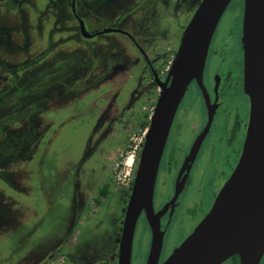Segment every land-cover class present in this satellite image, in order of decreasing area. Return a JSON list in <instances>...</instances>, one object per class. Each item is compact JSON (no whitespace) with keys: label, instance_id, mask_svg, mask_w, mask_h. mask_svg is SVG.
Masks as SVG:
<instances>
[{"label":"flooded vegetation","instance_id":"af4514ba","mask_svg":"<svg viewBox=\"0 0 264 264\" xmlns=\"http://www.w3.org/2000/svg\"><path fill=\"white\" fill-rule=\"evenodd\" d=\"M49 1L59 4L62 14L65 17L68 16L75 23L73 27L80 36V39L91 40L98 35L113 32L123 35L128 41L120 43L119 39L114 37L106 40L101 46H91L93 52L91 60H88L90 64L86 59H83L77 65L78 68L74 69L71 77L77 80L86 78L85 81H77V85L71 87L76 92L73 97L74 103L78 102L79 98L85 96L83 94L86 91L80 94L84 89H87V92H89V90L100 89L104 84H111V90L115 88L117 83L120 85L116 89L118 93L115 94L113 92L110 101L106 104L101 103L99 100L88 101L87 111L96 116L95 123L93 124V133L88 137V141L86 142L83 151L84 157L79 158V162L76 163L73 169L70 168L72 171L76 170V168L79 169L80 165L86 163L90 158H94L95 167H90L91 171L94 172L97 169L96 164L97 167L98 164H101V168H98L99 174L108 182L102 183L101 186L97 187L96 196L92 198L89 205L95 208L102 207L103 200L107 198L110 186L113 185L116 195L120 198V208L117 215L112 219L113 229L111 228L112 232L110 236H107L98 245H90L83 251H79L73 244V241H68L67 235L66 238H62V241L57 240L51 244L37 246L35 251L24 254V259L19 255L14 257V253L19 251V248H13L5 264H76V261H80L83 264H117L121 227L131 194L140 151L148 129L149 118L162 91L161 85L164 83L169 85L170 83L171 78L168 79V73L180 46L182 34L201 0H186L185 4L181 0H138L137 2L133 0L130 2L129 0ZM104 1L112 3L115 7L108 8V5ZM25 2L26 0H0V59L2 57L4 63L8 61L4 55L7 56L9 54L12 57L13 55L10 54L19 53V50L13 51V53L10 52L15 47L23 44L22 38L24 40L25 37L23 35L27 30L23 7ZM91 2L97 3L96 6L94 5L95 7H92V10L88 6ZM49 9L51 8L49 7ZM93 10L96 12L92 14L91 11ZM3 13H6V15L3 16ZM11 13H17L21 20L10 23L14 18L9 16ZM242 17L243 13L239 17V22H241L239 41L242 38ZM84 18L87 20L99 18L102 20L104 18V21L107 23L108 20L105 18H109L112 20V23H110V26L97 28L95 21L91 22L90 29H87ZM119 18L124 21L122 22ZM116 21H118L119 25H117ZM16 27H19V30ZM216 29L209 44L202 73V85L207 93L209 103L207 104L197 80L192 79L175 111L156 174L152 205L155 213L163 210V215L159 219L161 230L164 232L162 249L167 230L176 212L184 209L185 212L188 211L192 216L193 219L191 218L192 220L189 222L190 234L210 211L217 194L239 161L246 136L250 103L243 89L244 59L242 42L237 52L234 48H230L227 40L218 42L215 40ZM16 33L21 35V40L14 39ZM126 43H128V46L125 45ZM106 47L112 48L108 55V58L110 57L112 62H107V60L103 59L102 49ZM234 51L237 52V56L235 57L232 56ZM15 63L16 60L13 59L6 62L5 65L7 67L0 66V92L2 95L7 94L10 101L20 102L19 98L21 96L25 100L27 99L24 91L25 80L23 78L18 79L17 82L15 80L10 81V75L7 71L9 67L17 66ZM60 63H57V67L50 69L49 73L55 71V75L59 76L58 71L63 69ZM17 72L16 70L15 75L18 74ZM3 80H6V84L2 83ZM234 92L241 95L248 106L245 110L243 124L240 126V130L237 131L241 137V142L238 149L232 155L235 156L234 159H231L232 163L235 162L229 167V172L224 174V178H222L219 172L218 174L211 173L210 166L212 167L213 165L206 163L205 151L210 138L213 137L216 131L217 120L219 121L220 115L225 110L228 112L227 116L230 117L233 111L232 103L236 96ZM122 95L124 96L122 99L127 102L124 105L121 104V108H118V102L122 101V99H119V96ZM3 97L0 96V98ZM88 97L89 99L91 98L89 95ZM101 98L106 100L105 95L101 96ZM185 99L186 101L191 99L190 103L197 106L202 112L203 118H199L197 114L198 109L194 110L193 107L189 109L185 108L189 106ZM147 105L149 113L143 111ZM208 108L211 110L212 119L206 129ZM145 120L148 121L147 125L141 126ZM230 120L234 121L231 117ZM205 129L206 131L203 133ZM228 130L226 129L225 133ZM201 135L203 136L202 141L193 154L192 147ZM109 140L111 141L110 144ZM219 140L225 142L226 137H219ZM134 146L137 147L133 177L129 184L122 185L117 181L116 174L126 153ZM119 150H123L119 158L116 156L113 158L109 157L108 153L111 154ZM102 154L107 156L106 158L104 156V159L100 161L99 156L101 157ZM184 163V169L181 170ZM212 168L214 171H217V167L213 166ZM215 176V182L222 181V183L218 186L217 192L213 194L207 211H204L203 214H197L199 215L197 216L194 213L204 210L205 201L202 195V188L198 186L193 189L192 183L200 179L207 181L209 184ZM177 184L179 185V192L176 198L173 199ZM214 185L216 184L214 183ZM190 187L193 189L191 196L185 197L184 194L189 191ZM101 192L104 193V196H101ZM1 206L0 204V208H2ZM81 216L80 211L76 212V219L74 216L73 220V222L76 221L75 227L80 225ZM2 217L0 215V223ZM163 220L166 221L165 224L162 223ZM138 221H145L147 224L143 210L139 215L137 223ZM64 245L67 246L63 248ZM167 257L161 259L160 254L159 264ZM2 263L0 262V264ZM220 264H240L239 256L234 255ZM258 264H264V252Z\"/></svg>","mask_w":264,"mask_h":264},{"label":"rangeland","instance_id":"374dc122","mask_svg":"<svg viewBox=\"0 0 264 264\" xmlns=\"http://www.w3.org/2000/svg\"><path fill=\"white\" fill-rule=\"evenodd\" d=\"M181 2L185 4L186 0ZM96 4L91 2L88 6L92 10ZM106 4L108 8L115 7L110 2ZM243 5V0L230 2L218 23L215 35L217 42L227 40L230 48L236 51L240 49L241 43L239 17L243 13ZM23 7L27 26L23 35L24 40L22 38L23 44L10 52L19 50V53L10 54L13 55L12 57L7 53L8 55L4 57L8 61L16 60L17 66L9 67L7 71L10 81L17 82L18 79L24 78L27 99L21 96L20 102L10 101L7 94L2 95L0 92V96H4L0 98V204L2 205L0 215L3 216L0 223V262H3L2 264H5L13 248H19V251L14 253V257L19 255L23 258L24 254L35 251L37 246L51 244L57 240L62 241L67 235L68 241H73L79 251L90 245H98L110 236L111 228L113 229L112 219L120 208V198L116 195L113 185L110 186L102 207L98 209L89 205L96 196L97 187L108 182L99 174L98 168H101V164H98V167L96 164L97 169L91 171L90 167H95L94 158L80 165L79 169L71 170L83 156L88 137L92 135L94 129L96 116L87 111L88 101L99 100L106 104L110 101L113 92L118 93L116 89L120 85L117 83L111 90V84H104L100 89L89 92L84 89L80 94L86 91L83 94L85 96L74 103L73 97L76 92L71 87L76 86L77 81L83 82L86 78L77 80L71 77L74 69L78 68L77 65L83 59L91 60L93 52L91 46H101L106 40L114 37L118 38L120 43L128 41L123 35L113 32L98 35L91 40L80 39L73 27L75 23L62 14L59 4L49 0H26ZM94 12L96 11H91L92 14ZM4 15L6 13H3ZM9 16L14 17L10 23L21 20L17 13H11ZM99 19L84 18L87 29H90V23L95 21L97 28L110 26L112 23L109 18H105L108 23L104 18ZM116 23L119 25L118 21ZM14 39L21 40V35L16 33ZM125 45L128 46V43ZM111 50V47L102 49L103 59L107 62H112L111 58H108ZM237 52L234 51L232 56H237ZM19 60L22 61L17 62ZM6 62L4 63L1 57L0 66L7 67ZM58 62H61L63 68L58 71L59 76L55 75V71L49 73L50 69L57 67ZM88 62L90 64V61ZM16 70L17 75H15ZM5 81L3 80L2 83L6 84ZM103 94L106 100L101 98ZM234 94L236 96L230 114L234 121L230 120L227 116L228 112L224 110L219 121L217 120L216 131L205 151L206 163L217 167V171H214L213 166H210L211 173L219 172L222 178L235 162L232 163L231 159L235 157L232 155L241 142L237 131L243 124L248 106L241 95L237 92ZM122 98L123 95L119 96V99ZM126 102L122 99L118 102V108ZM190 102L191 99L186 101L189 106L185 108L198 109ZM145 108L143 111L149 113L148 105ZM197 114L199 118H203L199 109ZM226 129H229L227 133H225ZM222 136L226 137L225 142L219 140ZM110 142L109 140V144ZM122 151L108 154L110 158L115 156L119 158ZM104 156L106 158L107 155L102 154L99 160H103ZM215 178L216 176L209 184L200 179L192 183L193 189L198 186L202 188L205 201L204 210L195 212V215L203 214L209 208L213 194L222 183V181L215 182ZM193 189L190 187L184 196L190 197ZM79 211L82 215L80 225L75 227L76 221L73 220L74 216L76 219V212ZM191 218L190 213L185 212L184 209L175 213L165 236L161 259L167 257L189 235L191 231L189 222L193 219ZM165 222L162 221L163 224ZM150 238L151 232L145 221H138L133 240L132 264H145ZM66 246L64 245L63 248ZM79 263L83 264L76 261V264Z\"/></svg>","mask_w":264,"mask_h":264},{"label":"water","instance_id":"95a60500","mask_svg":"<svg viewBox=\"0 0 264 264\" xmlns=\"http://www.w3.org/2000/svg\"><path fill=\"white\" fill-rule=\"evenodd\" d=\"M231 1L201 0L184 29L168 73L170 83L161 85L149 118L121 227L117 264H131L134 232L142 210L151 232L145 264H159L163 210L154 212L152 198L160 158L175 111L192 79L197 80L209 103L202 73L214 31ZM241 42L243 89L250 109L239 161L207 215L160 264H220L234 255L239 256L240 264H258L264 252V0H244ZM211 119L208 108L206 129ZM201 136L192 147L193 154ZM178 192L177 184L173 199Z\"/></svg>","mask_w":264,"mask_h":264},{"label":"built area","instance_id":"2783aa9c","mask_svg":"<svg viewBox=\"0 0 264 264\" xmlns=\"http://www.w3.org/2000/svg\"><path fill=\"white\" fill-rule=\"evenodd\" d=\"M136 147L134 146L131 150H129L117 171L116 179L122 185H127L131 182L133 173H134V166L136 162Z\"/></svg>","mask_w":264,"mask_h":264},{"label":"trees","instance_id":"16d2710c","mask_svg":"<svg viewBox=\"0 0 264 264\" xmlns=\"http://www.w3.org/2000/svg\"><path fill=\"white\" fill-rule=\"evenodd\" d=\"M147 123H148V121L147 120H145V122L143 121V124L141 125V126H146L147 125ZM101 196H104V193L103 192H101Z\"/></svg>","mask_w":264,"mask_h":264}]
</instances>
